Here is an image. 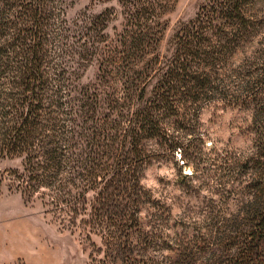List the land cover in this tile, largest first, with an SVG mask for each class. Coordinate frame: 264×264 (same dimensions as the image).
<instances>
[{"label": "rangeland", "instance_id": "obj_1", "mask_svg": "<svg viewBox=\"0 0 264 264\" xmlns=\"http://www.w3.org/2000/svg\"><path fill=\"white\" fill-rule=\"evenodd\" d=\"M207 1L171 0L160 8L152 35L162 28L155 49L160 60L172 58L177 31ZM57 7L71 41L87 40L88 31L98 34L95 42L106 38L97 46L112 48L126 26L120 0H59ZM246 15L248 27L229 36L218 64L201 66V93L179 89L178 106L160 111L167 143L183 145L172 151L163 139L145 141L152 161L138 189L119 191L102 181L86 192V213L74 214L73 196L84 182L63 184L60 192L68 194L59 199L53 186L24 194L8 172L22 168L21 158H0V264H264V0H250ZM153 43L150 37L147 49ZM90 56L81 81L104 73L108 93L111 84L121 87L124 74L140 79L146 73L153 81L147 56L126 60L127 72L106 60L101 70L100 57ZM135 61L137 72L128 69ZM104 189L122 212L99 194ZM101 202L108 210L101 212Z\"/></svg>", "mask_w": 264, "mask_h": 264}, {"label": "trees", "instance_id": "obj_2", "mask_svg": "<svg viewBox=\"0 0 264 264\" xmlns=\"http://www.w3.org/2000/svg\"><path fill=\"white\" fill-rule=\"evenodd\" d=\"M170 1L120 0L126 26L110 48L97 46L106 40L102 33L96 42L93 36L98 34L88 31L81 43L69 40L57 11L59 0H0V158H21L22 168L8 172L23 193L33 194L42 186L59 189L65 183L79 186L77 179L84 183L70 209L85 214L86 192L102 181L125 192L140 187V173L152 161L145 141L163 139L172 151L182 147L174 138V143L172 139L167 143L171 135L160 111L178 106L174 99L179 89L188 95L201 93L205 74L201 66L217 65L227 41H232L229 36L248 27L250 0H208L177 31L172 58L162 61L155 50L162 28L156 38L152 35L160 8ZM93 25L96 22L90 21L89 29ZM150 37L154 43L147 49ZM91 53L102 60L101 70L106 60L107 66L118 65L117 72H127L126 60L147 56L146 72L153 81L145 80L146 73L140 79L124 74L121 87L111 84L109 93L101 86L104 73L98 81L83 83ZM138 64L127 68L137 72ZM63 171L69 174L63 176ZM60 190L57 199L68 194ZM104 190L99 194L121 211L124 206ZM101 205V212L108 210ZM131 209L134 214L139 211L137 205Z\"/></svg>", "mask_w": 264, "mask_h": 264}]
</instances>
